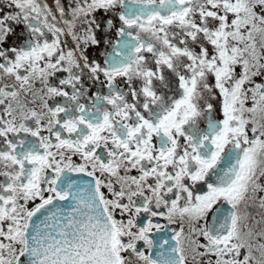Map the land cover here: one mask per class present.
Returning <instances> with one entry per match:
<instances>
[{
    "label": "snow or ice",
    "instance_id": "obj_1",
    "mask_svg": "<svg viewBox=\"0 0 264 264\" xmlns=\"http://www.w3.org/2000/svg\"><path fill=\"white\" fill-rule=\"evenodd\" d=\"M0 264H264V0H0Z\"/></svg>",
    "mask_w": 264,
    "mask_h": 264
}]
</instances>
